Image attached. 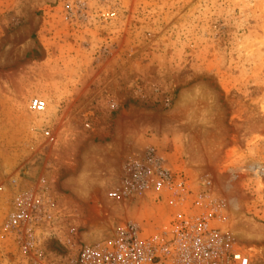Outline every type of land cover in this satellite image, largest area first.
Masks as SVG:
<instances>
[{
	"label": "rangeland",
	"instance_id": "374dc122",
	"mask_svg": "<svg viewBox=\"0 0 264 264\" xmlns=\"http://www.w3.org/2000/svg\"><path fill=\"white\" fill-rule=\"evenodd\" d=\"M149 148L264 264V0H0V183L44 176L73 216L62 231L94 240L164 220V204L109 196Z\"/></svg>",
	"mask_w": 264,
	"mask_h": 264
},
{
	"label": "built area",
	"instance_id": "2783aa9c",
	"mask_svg": "<svg viewBox=\"0 0 264 264\" xmlns=\"http://www.w3.org/2000/svg\"><path fill=\"white\" fill-rule=\"evenodd\" d=\"M46 107L39 98L30 102L35 113L44 112ZM118 180L109 194L112 201L133 197L164 204V220L146 226L127 219L108 236L100 232L94 240L76 238L77 230L65 226L69 232L62 231L63 215L69 220L73 216L60 208L50 181L44 176L30 180L18 175L0 183V248L16 264L254 262L253 256L234 246L222 214L223 202L205 188L199 191L191 186L183 171L165 166L153 149L130 157ZM52 243L60 245V250H54Z\"/></svg>",
	"mask_w": 264,
	"mask_h": 264
}]
</instances>
